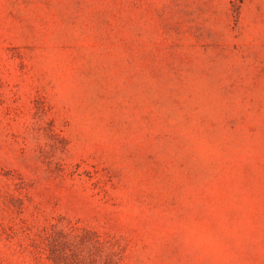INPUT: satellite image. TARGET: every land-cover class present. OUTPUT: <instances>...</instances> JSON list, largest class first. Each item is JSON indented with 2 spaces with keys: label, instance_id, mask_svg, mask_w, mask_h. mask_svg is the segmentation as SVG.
<instances>
[{
  "label": "rangeland",
  "instance_id": "1",
  "mask_svg": "<svg viewBox=\"0 0 264 264\" xmlns=\"http://www.w3.org/2000/svg\"><path fill=\"white\" fill-rule=\"evenodd\" d=\"M0 264H264V0H0Z\"/></svg>",
  "mask_w": 264,
  "mask_h": 264
}]
</instances>
